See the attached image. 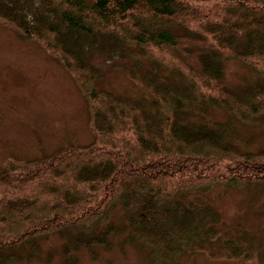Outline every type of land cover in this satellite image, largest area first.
<instances>
[{"label": "trees", "instance_id": "16d2710c", "mask_svg": "<svg viewBox=\"0 0 264 264\" xmlns=\"http://www.w3.org/2000/svg\"><path fill=\"white\" fill-rule=\"evenodd\" d=\"M0 24L61 64L92 134L0 168V264L54 232L65 264L71 247L110 249L122 232L151 264H175L220 234L207 191L264 186V146L235 141L240 125L264 131V0H0ZM228 58L256 79L228 86ZM111 64L137 92L102 84ZM116 206L122 223L108 219Z\"/></svg>", "mask_w": 264, "mask_h": 264}, {"label": "rangeland", "instance_id": "374dc122", "mask_svg": "<svg viewBox=\"0 0 264 264\" xmlns=\"http://www.w3.org/2000/svg\"><path fill=\"white\" fill-rule=\"evenodd\" d=\"M104 68L106 87L128 95L138 91L137 81L117 65ZM223 75L228 86L256 79L233 58L225 60ZM209 113L226 117L219 108ZM91 137L84 97L66 70L34 41L0 24V168L13 157L37 156L69 142L84 144ZM235 141L241 148L263 147L264 131L240 125ZM203 196L221 213L220 234L181 254L175 264H264V186L219 185ZM122 210L114 207L108 219L122 223ZM122 235L112 238L110 249L70 244L72 264H151L143 248L119 244ZM61 242L56 232L43 235L38 254L6 264H65Z\"/></svg>", "mask_w": 264, "mask_h": 264}]
</instances>
